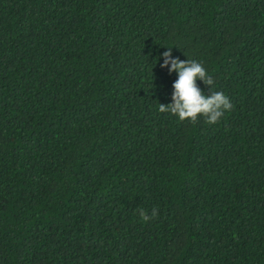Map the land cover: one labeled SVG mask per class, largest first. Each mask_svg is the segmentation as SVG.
Listing matches in <instances>:
<instances>
[{"label": "trees", "instance_id": "16d2710c", "mask_svg": "<svg viewBox=\"0 0 264 264\" xmlns=\"http://www.w3.org/2000/svg\"><path fill=\"white\" fill-rule=\"evenodd\" d=\"M0 264H264V0H0Z\"/></svg>", "mask_w": 264, "mask_h": 264}, {"label": "clouds", "instance_id": "9594fccd", "mask_svg": "<svg viewBox=\"0 0 264 264\" xmlns=\"http://www.w3.org/2000/svg\"><path fill=\"white\" fill-rule=\"evenodd\" d=\"M166 66L171 63L170 71L178 72V79L174 82V92L172 94L173 103L159 104V112L171 113L178 117L179 121L185 119L195 123L200 116L205 118L209 124H216L220 118L224 116L226 111L233 108L229 97L222 91L211 90L210 94H205L204 91L197 85V80H201L204 84L214 86L213 78L208 75L202 63L193 60L173 59L171 56V48L162 53ZM158 209L153 208L151 216L145 213V210L140 209L139 214L143 221L155 219L158 215Z\"/></svg>", "mask_w": 264, "mask_h": 264}]
</instances>
